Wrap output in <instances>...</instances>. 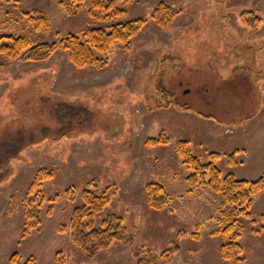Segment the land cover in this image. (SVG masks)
Listing matches in <instances>:
<instances>
[{"label":"rangeland","instance_id":"374dc122","mask_svg":"<svg viewBox=\"0 0 264 264\" xmlns=\"http://www.w3.org/2000/svg\"><path fill=\"white\" fill-rule=\"evenodd\" d=\"M68 2L2 3L0 38L51 44L111 25L89 17L88 0ZM160 4L173 14L163 28L151 19ZM123 9L114 23L146 22L110 49L105 69L75 68L64 52L39 63L0 57V264L14 254L34 264H55L58 255L65 264H145L172 249L158 264H264V190L251 196L246 215L235 216L208 174L190 186L193 172L177 152L186 142L202 164L216 155L221 184L229 174L264 177V0H131ZM24 13L41 15L46 27ZM246 13L261 19L256 30L244 23ZM150 138L167 143L150 147ZM40 169L53 175L42 196L58 200L43 203L22 240V205ZM149 183L163 188L160 210L147 205ZM89 185L95 194L110 192L95 226L120 218L126 237L93 257L72 245L68 228Z\"/></svg>","mask_w":264,"mask_h":264},{"label":"trees","instance_id":"16d2710c","mask_svg":"<svg viewBox=\"0 0 264 264\" xmlns=\"http://www.w3.org/2000/svg\"><path fill=\"white\" fill-rule=\"evenodd\" d=\"M9 0H0L2 3H7ZM131 0H88V15L97 22H111L108 27H87L82 31L80 36L70 34L67 38L60 40L58 43H36L28 37L4 36L0 38V57L8 61H21L26 63H39L50 59L56 52H64L67 55L68 61L75 68L85 66L95 67L99 70L105 69L109 63L108 53L110 49L118 43H127L134 37L145 24L143 18L114 23V20L119 19L125 10L123 6ZM81 0H69L68 7L72 5L78 6ZM30 23L35 24V27H46V21L41 15L31 16L23 14ZM244 23L251 29H257L261 21L251 13L244 14ZM250 15H253L252 18ZM173 14L168 7L160 4L151 14V19L160 28L166 27ZM247 17V18H246ZM264 20V19H263ZM39 25V26H38ZM181 107V106H180ZM186 110L187 106L181 107ZM166 138L154 139L150 138L146 141V145L154 147L159 144H166ZM177 152L182 163L193 173L188 177V182L192 187H198L203 184L206 175H209L208 186L215 192L223 194L226 204L234 207L235 216L246 215L250 206V198L264 190V177L255 181H245L234 178L231 174L227 175L224 183L221 184L219 176L220 172L215 166L216 155H211V162L202 164L195 158L188 149L186 142H181L177 145ZM230 165H235L236 160L234 155H230ZM52 173L45 170H38L34 175L24 200L23 207V227L24 230L20 239H24L32 229L38 225L39 210L45 201L56 203L58 194L53 198H44L41 194L43 182L52 178ZM87 186L82 192V205L75 207L68 221L70 241L73 246L77 247L82 254L87 257L95 256L100 250H105L109 247L112 241H125L124 228L121 224V219L110 217L102 221L99 227L95 226L94 217L100 214L110 201V192L103 191L100 194H95ZM95 189V188H94ZM64 196L68 201H73L74 192L71 188L64 191ZM147 205L153 210H160L164 204L160 193H163V188L156 183H149L146 186ZM15 209V200L10 199L8 206V214H11ZM65 229L67 226L62 225ZM231 229V228H230ZM229 231V229H228ZM236 244H226L227 248L236 249ZM173 249L165 253L161 259L154 258L145 264H158L165 262L172 256ZM227 258V256L225 257ZM228 259L234 260V257L228 255ZM154 261V262H151ZM34 259H28L25 263L20 261V258L14 254L11 256L8 264H34ZM55 264H65V260L59 255L55 260Z\"/></svg>","mask_w":264,"mask_h":264}]
</instances>
